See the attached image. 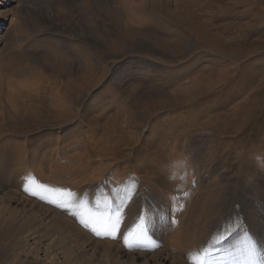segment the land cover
Segmentation results:
<instances>
[{
    "label": "rangeland",
    "instance_id": "1",
    "mask_svg": "<svg viewBox=\"0 0 264 264\" xmlns=\"http://www.w3.org/2000/svg\"><path fill=\"white\" fill-rule=\"evenodd\" d=\"M11 14L23 29L0 45V189L88 230L74 212L94 209V196L121 206L134 186L146 214L149 198L165 199L164 225L178 230L198 178L237 191L258 177L264 188V0H22ZM20 86L44 98L36 115L19 111ZM21 146L29 170L19 174L9 168ZM73 197L79 211L49 202Z\"/></svg>",
    "mask_w": 264,
    "mask_h": 264
},
{
    "label": "bare ground",
    "instance_id": "2",
    "mask_svg": "<svg viewBox=\"0 0 264 264\" xmlns=\"http://www.w3.org/2000/svg\"><path fill=\"white\" fill-rule=\"evenodd\" d=\"M17 1L22 0H0V45L19 40L17 37L23 28L17 24L10 28L14 21L11 10ZM169 14L167 12L164 15L163 21L177 23L175 16ZM189 23L193 30V20ZM176 31L178 34L179 31ZM132 35L157 45L168 42L171 46H180L176 44L177 41H163L140 30L133 31ZM113 44L121 46L120 41H114ZM29 74L32 78V72ZM13 95L19 104V111L29 108L28 112L33 115L45 103L43 97L28 96L21 86ZM64 105L62 100L56 99L51 109L58 112ZM16 151L17 157L9 169L19 174L26 173L29 170L28 157L22 146ZM160 178L166 182L170 178H176L182 183L186 181L185 177L177 175H164ZM210 178L212 182L208 181V187L207 181L198 178V189H193V195L198 193L192 197V217L182 224L180 220L178 230L172 228L171 223L164 225L167 216L165 199L158 196L149 198L150 207L154 211L146 214L138 200L140 194H144L143 190L134 189V186L129 188L127 199L122 202V223L115 240L94 233L95 236L90 235L89 228H78L50 208L0 189V264H201L202 261L203 264H264L262 179H246L236 191L231 187L233 182L229 179L221 176ZM213 182L214 185L211 184ZM157 184L161 185L160 181ZM253 185L256 187L253 188ZM92 201L96 209H91L89 205L79 211L81 203L77 197L69 200L68 204L71 208H79L81 216L86 213L85 220L89 219L90 210H103L106 205L111 210L120 207L113 200H102L98 196L92 197ZM141 214L146 219V233L129 249L123 237L139 222L137 218ZM173 230L175 234L171 237L169 232ZM245 231L256 243L260 253L254 261H249L244 251ZM166 235L171 238L168 239Z\"/></svg>",
    "mask_w": 264,
    "mask_h": 264
},
{
    "label": "snow or ice",
    "instance_id": "3",
    "mask_svg": "<svg viewBox=\"0 0 264 264\" xmlns=\"http://www.w3.org/2000/svg\"><path fill=\"white\" fill-rule=\"evenodd\" d=\"M42 189L47 191L46 185H40ZM25 190L31 192L32 195H39L40 199L44 200L47 197L39 192H32L31 189L25 185ZM55 191H65V190H55ZM68 195H73L68 193ZM127 199V197H125ZM50 203L56 204L58 207L65 208L70 207L66 202H61L57 200H50ZM122 213L123 204L115 210H111L107 205L103 210L92 212L89 211V219H81L80 222L85 228H89L96 236H104L110 238H116L118 229L122 223ZM73 215L78 216V212H74ZM138 223L128 230L126 236L123 237V241L126 247L131 249L134 243L139 242L146 233V219L143 214L138 216ZM245 248L246 257L249 261H254L260 255L257 250L256 243L248 236L247 231H245ZM203 264V261L201 262Z\"/></svg>",
    "mask_w": 264,
    "mask_h": 264
}]
</instances>
